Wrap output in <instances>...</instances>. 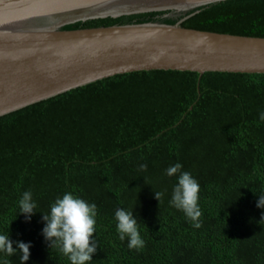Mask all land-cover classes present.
<instances>
[{
  "label": "trees",
  "instance_id": "trees-1",
  "mask_svg": "<svg viewBox=\"0 0 264 264\" xmlns=\"http://www.w3.org/2000/svg\"><path fill=\"white\" fill-rule=\"evenodd\" d=\"M264 37V0L96 18L63 29L157 21ZM264 73L142 70L103 78L0 116V235L30 244L24 264H70L42 234L65 193L97 206L90 264H264ZM180 163L200 186L202 226L170 204ZM147 170L141 171L140 165ZM31 191L30 220L19 200ZM154 192L164 193L161 201ZM133 210L143 249L119 239ZM20 264L0 252V264Z\"/></svg>",
  "mask_w": 264,
  "mask_h": 264
},
{
  "label": "water",
  "instance_id": "water-1",
  "mask_svg": "<svg viewBox=\"0 0 264 264\" xmlns=\"http://www.w3.org/2000/svg\"><path fill=\"white\" fill-rule=\"evenodd\" d=\"M227 0H0V116L142 70L264 73V37L174 24L63 29L88 19L188 11Z\"/></svg>",
  "mask_w": 264,
  "mask_h": 264
},
{
  "label": "clouds",
  "instance_id": "clouds-1",
  "mask_svg": "<svg viewBox=\"0 0 264 264\" xmlns=\"http://www.w3.org/2000/svg\"><path fill=\"white\" fill-rule=\"evenodd\" d=\"M260 119L264 120V112L260 114ZM141 171L147 170L146 164H141ZM182 165L176 163L166 169L169 177L177 176V184L174 186L170 204L176 209L182 210L186 217L192 222L194 228H200L202 215L198 206L200 186L189 172L182 171ZM164 193L154 192L155 199L161 201ZM20 214L25 215V219L30 220L35 214L37 207L32 198L31 191H25L19 200ZM257 207L264 208V194L259 195ZM97 206L89 204L85 200L65 193L62 198H57L50 207L49 214H42L45 226L42 234L49 242V246L59 245L60 251L68 257L70 264H90L92 255L95 253L98 244L93 238L96 231ZM117 221V231L119 239L124 241L128 238L129 249L141 250L145 246V241L141 238L138 230V221L133 216V210L123 208L115 212ZM9 239L8 232L0 235V252L8 257L19 253L20 264H24L29 259L30 244ZM5 264H8L6 261Z\"/></svg>",
  "mask_w": 264,
  "mask_h": 264
}]
</instances>
